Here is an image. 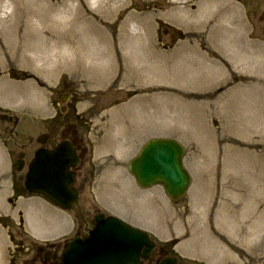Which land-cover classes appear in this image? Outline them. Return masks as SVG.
I'll list each match as a JSON object with an SVG mask.
<instances>
[{"label": "rangeland", "instance_id": "374dc122", "mask_svg": "<svg viewBox=\"0 0 264 264\" xmlns=\"http://www.w3.org/2000/svg\"><path fill=\"white\" fill-rule=\"evenodd\" d=\"M44 1L54 7L55 15L68 12L64 16L73 22L74 42L96 41L82 30L88 22L104 32L115 52L116 71L104 80L68 70L43 79L19 66L18 58H11L10 30L0 25V48L5 53L0 59V108L19 120L17 128L0 124L1 140L12 161L21 147L28 153L26 160L32 157L38 148L36 140L46 129L43 121L59 111L66 93L90 151L82 172L87 182L77 206L88 221L100 212L151 230L159 240L172 234L178 239L174 250L199 261L194 264H264V140L228 132L221 119L227 100L216 103L219 114L213 107L217 98L227 95L228 99L236 91L239 101L245 99L254 106L264 124V0H229L227 10L216 3L214 11L222 9L214 35L211 26H183L167 19L173 3L195 13L205 10L202 0H39V6ZM22 10V3L5 1L0 5V19L10 17L9 24L14 25ZM129 17L148 24L140 28ZM147 43L149 53L138 52L132 59L139 58L142 64L148 57L152 73L146 83H137L126 76L129 68L121 52ZM193 48L196 53L192 54ZM213 62L224 67L225 80L217 84L199 80L194 87L195 80L202 78L198 69ZM9 71L15 80L9 78ZM185 81L192 85L187 87ZM246 86L255 92L244 94L241 90ZM155 138L173 139L185 149L183 165L191 184L186 197L176 204L160 188L139 190L127 173V164L140 147ZM229 148L237 152L231 155ZM202 186L212 191L204 201L199 200ZM11 202L3 205L9 217L0 225V264H42L36 249L47 244L49 236H56L58 215L41 206L38 198ZM28 208L40 210L38 216L47 222L31 227L32 214H23ZM191 239L195 245L187 248Z\"/></svg>", "mask_w": 264, "mask_h": 264}, {"label": "bare ground", "instance_id": "6f19581e", "mask_svg": "<svg viewBox=\"0 0 264 264\" xmlns=\"http://www.w3.org/2000/svg\"><path fill=\"white\" fill-rule=\"evenodd\" d=\"M5 1L11 0H0V5ZM174 1L179 2L180 0ZM14 2L20 5L22 3L23 10L18 14L19 22L10 25V17H7L5 19H0V25H4L10 30L12 40L8 46L9 53L12 59L18 58L17 62L19 66L29 69L32 73L40 75L43 79L55 75L62 70H68L73 74L76 72H86V74L95 76L99 80H104L114 74L116 68L113 63V54L115 55V52L112 51L109 42L105 40V33L94 26L93 23L88 22L84 24V29L82 30L87 34L94 35L98 40L96 39V41L89 43L90 41L85 38L80 42H74V35L71 30L73 22L69 19L66 23H60L54 19V17L58 15H55L53 6L44 1V6L41 7L39 6V0H12V3ZM202 2L206 5L205 10L195 13L186 11V6L183 7L184 9H179L178 3H173L172 6L175 8L172 9L171 13L175 11L179 12L175 14L168 12L167 19L169 18V21L183 26L192 24H195L193 26H197L198 28L211 26L212 30H210V34L214 35L216 32L214 28L220 27L219 24H221L218 13L219 10L222 9V7H220L217 11H214L216 3H222L224 9L227 10L230 7L229 0H202ZM5 7L6 6H4V8ZM20 8L21 6L19 9ZM65 14H68V12H62V15ZM59 15H61V13ZM132 20L134 24L140 28H144V26L148 24L144 22L141 23V21L137 20L135 21L134 17H129V21L131 22ZM1 26L0 32L2 31ZM148 44L149 43H147V45L142 44L141 46L135 44V46H131L133 49L129 47V50H122L123 52H121L123 61L129 68L126 76L134 78L137 83H146L145 81L148 80L152 73L150 71L152 66L149 64L148 57H146V60L142 62V64H139L141 62L139 58L136 61L132 59V57L134 58V54L138 52L142 54L149 53L150 44ZM2 51L3 50L0 48V59L5 55ZM190 53H196L195 49H191ZM103 60H105V62ZM86 69H88V71H85ZM198 70L202 78L198 77L195 80L193 84L194 87L198 84L199 80L205 79L203 82L217 84L221 79L224 81L226 78L224 67H220L214 62L210 63L208 68L203 69L200 67ZM219 76L221 77L220 79ZM188 83L190 86L192 85L191 82ZM185 85L190 87L186 81ZM245 89L246 90L241 91L248 95L256 90L252 86H250V88L246 86ZM235 92L231 91L229 93L230 97L228 95V99L227 95L217 98L215 105H213L216 114H219L220 111L217 105L226 103V100L229 102L227 103L226 112L221 114L223 116L221 119L225 121L224 123L222 120V124L228 127V132L237 137L254 135L258 140H264V124H261V119L257 110L254 106L248 105V101H245V99L240 102L238 99L239 95ZM236 102L238 103L236 104ZM257 109H259V107ZM227 152L233 155L237 150L229 148ZM204 187L205 186H202L200 188V201H204L212 194L209 188ZM226 225H230V220L226 222ZM246 246L249 247L248 242ZM0 254L2 255L1 249Z\"/></svg>", "mask_w": 264, "mask_h": 264}, {"label": "water", "instance_id": "95a60500", "mask_svg": "<svg viewBox=\"0 0 264 264\" xmlns=\"http://www.w3.org/2000/svg\"><path fill=\"white\" fill-rule=\"evenodd\" d=\"M183 153L175 142L153 140L129 164L128 171L139 187L161 185L171 201L177 202L189 184L181 163ZM77 162L73 150L65 143L50 153L38 152L29 168L27 183L33 187L29 190L36 193L40 192L36 188H42L48 191L49 195L44 194L54 204L62 209L72 208L76 193L69 189L74 180L69 169L75 168ZM38 180H42L41 187ZM96 222L88 240L70 244L62 264H135L141 246L146 244V236L112 218L101 220L100 217Z\"/></svg>", "mask_w": 264, "mask_h": 264}, {"label": "flooded vegetation", "instance_id": "af4514ba", "mask_svg": "<svg viewBox=\"0 0 264 264\" xmlns=\"http://www.w3.org/2000/svg\"><path fill=\"white\" fill-rule=\"evenodd\" d=\"M67 98L69 99V96L67 95ZM67 99V100H68ZM62 106H64V111H66V113L64 114H59V117L54 116L50 122H48L47 124V128H46V133H47V139L45 142L44 147L48 148V149H53L59 142H62L64 140L68 141L70 144H73V140L76 138L77 135V130L74 127L77 123L78 120H76V118L69 112L68 110V103L66 101V103H62ZM75 121V123H70ZM11 121V120H9ZM61 121L65 122V127L64 129L68 130L67 136L63 137L62 136V131L59 130L57 136H55V132L57 133L56 128L58 127V125L61 123ZM84 150L83 145L76 147V153L79 154L80 152H82ZM81 163L79 164L77 170H76V177H77V184L75 185V188L77 189V191H81L84 184H85V174L86 173H82V166ZM23 183V177H18L17 178V184L19 186H21ZM21 190V189H19ZM172 244H168V243H156L154 242V247L149 255V257L144 260V261H140L139 264H163L165 259L168 258H172V259H176L177 264H184V261L178 259L176 256L173 255L172 253ZM42 259V264H58L57 260H53L51 257L48 260L44 259V256L41 257Z\"/></svg>", "mask_w": 264, "mask_h": 264}, {"label": "clouds", "instance_id": "9594fccd", "mask_svg": "<svg viewBox=\"0 0 264 264\" xmlns=\"http://www.w3.org/2000/svg\"><path fill=\"white\" fill-rule=\"evenodd\" d=\"M54 19H56L60 23H66L68 21V19H70V17L64 16V15H58V16L54 17Z\"/></svg>", "mask_w": 264, "mask_h": 264}]
</instances>
